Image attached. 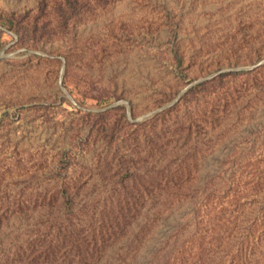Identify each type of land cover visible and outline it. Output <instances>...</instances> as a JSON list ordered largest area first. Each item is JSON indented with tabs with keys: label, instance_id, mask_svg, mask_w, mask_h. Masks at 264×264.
<instances>
[{
	"label": "rangeland",
	"instance_id": "374dc122",
	"mask_svg": "<svg viewBox=\"0 0 264 264\" xmlns=\"http://www.w3.org/2000/svg\"><path fill=\"white\" fill-rule=\"evenodd\" d=\"M0 264H264V0H0Z\"/></svg>",
	"mask_w": 264,
	"mask_h": 264
}]
</instances>
